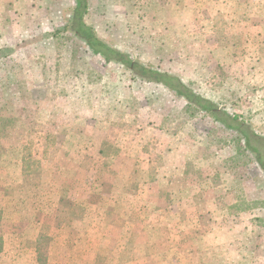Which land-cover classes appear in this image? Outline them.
Returning a JSON list of instances; mask_svg holds the SVG:
<instances>
[{"label": "rangeland", "instance_id": "1", "mask_svg": "<svg viewBox=\"0 0 264 264\" xmlns=\"http://www.w3.org/2000/svg\"><path fill=\"white\" fill-rule=\"evenodd\" d=\"M83 1L0 0V264H264V0Z\"/></svg>", "mask_w": 264, "mask_h": 264}, {"label": "trees", "instance_id": "2", "mask_svg": "<svg viewBox=\"0 0 264 264\" xmlns=\"http://www.w3.org/2000/svg\"><path fill=\"white\" fill-rule=\"evenodd\" d=\"M82 2L84 3L83 0H78L79 4H82ZM85 9H86V1H85ZM82 15L83 13H81V15L77 14L73 20L74 30L76 31V34L79 35L82 39H84L87 45H89V47L92 48L96 54H101L107 61L116 60V61L121 62L122 64L129 66L132 69H135L136 64L132 60L124 56V54H122L121 52L116 51L113 48H110L109 46H107L105 42H103L96 36L93 28L88 26L83 21ZM111 54H114V56H112ZM138 74L142 76L143 78L148 79L149 81L163 82L164 75L158 72H154L150 69L144 68L141 72H138ZM179 85L181 88L186 89V91L185 90L183 91L179 87L177 88V91L181 95H183L186 99L188 100L198 99L200 101L203 100L200 96H198L194 92L189 91L181 81L179 82ZM205 101L206 102L204 104H201L200 107L202 109L210 111L217 121L226 124L229 128H236V130L240 131L243 134V137L245 138L246 143L249 147V145H251V139L247 135L246 130L242 127V124L234 125V124L228 123L227 114L224 115L223 112H221V110L215 107V105L211 101H207V100ZM235 120L237 121V116H234L232 118V121H235ZM1 131H3L2 128H0V136L5 135V133ZM256 139H258L257 136H256ZM258 161L260 162L262 168L264 169V163L260 159ZM0 220H1V216H0ZM2 240L3 239L0 237V251L3 248Z\"/></svg>", "mask_w": 264, "mask_h": 264}, {"label": "crops", "instance_id": "3", "mask_svg": "<svg viewBox=\"0 0 264 264\" xmlns=\"http://www.w3.org/2000/svg\"><path fill=\"white\" fill-rule=\"evenodd\" d=\"M211 243H213V242H211ZM211 248H212V250H213V247H212V246H211ZM211 248H210V249H211Z\"/></svg>", "mask_w": 264, "mask_h": 264}]
</instances>
